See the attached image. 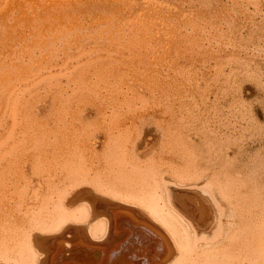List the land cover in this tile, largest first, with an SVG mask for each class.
Segmentation results:
<instances>
[{"label":"bare ground","instance_id":"1","mask_svg":"<svg viewBox=\"0 0 264 264\" xmlns=\"http://www.w3.org/2000/svg\"><path fill=\"white\" fill-rule=\"evenodd\" d=\"M0 264H264V0H0Z\"/></svg>","mask_w":264,"mask_h":264}]
</instances>
